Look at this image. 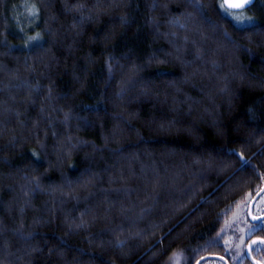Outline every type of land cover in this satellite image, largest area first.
<instances>
[{
	"label": "trees",
	"instance_id": "trees-1",
	"mask_svg": "<svg viewBox=\"0 0 264 264\" xmlns=\"http://www.w3.org/2000/svg\"><path fill=\"white\" fill-rule=\"evenodd\" d=\"M24 1L42 35L30 48L15 34ZM244 13L0 0V264H246L264 186V0Z\"/></svg>",
	"mask_w": 264,
	"mask_h": 264
},
{
	"label": "rangeland",
	"instance_id": "rangeland-1",
	"mask_svg": "<svg viewBox=\"0 0 264 264\" xmlns=\"http://www.w3.org/2000/svg\"><path fill=\"white\" fill-rule=\"evenodd\" d=\"M28 4V5H31L33 3H31L30 1H24L21 5L22 7V13L23 14V18L25 20V23L24 24V29H23V32L20 31V29L18 28H15V34L18 35L20 38L28 41V37L30 36H35L37 33L35 31V27H33L34 23H35V20L36 18H32L28 15V12H27V9L25 7V4ZM225 12L226 14L229 16V18H231L236 24L238 25H246V24H249L251 22V20H245L243 23H238L235 19H233V16L234 15H240V13L238 11H229V10H226L225 9ZM244 16H247L245 13H244V10H243V13H242ZM38 16V15H37ZM248 17V16H247ZM27 23V24H26ZM41 38L37 41H32L28 47H24V48H30L36 44H39L42 40V35L40 36ZM237 218L239 219L237 222H234L233 221V230H235V228L239 225V222L240 220H243L242 218V215L241 213L237 216ZM244 225H245V222H244ZM241 231H244V229H242ZM244 234V232L242 233V235ZM229 246H228V249H229V252L231 254H235L237 256V253L239 251V244H240V237H238L237 233H236V236L234 235V237H231V240L229 242Z\"/></svg>",
	"mask_w": 264,
	"mask_h": 264
},
{
	"label": "flooded vegetation",
	"instance_id": "flooded-vegetation-1",
	"mask_svg": "<svg viewBox=\"0 0 264 264\" xmlns=\"http://www.w3.org/2000/svg\"><path fill=\"white\" fill-rule=\"evenodd\" d=\"M259 197L257 198L258 201L256 200L253 206V214L255 216L264 215V193L261 194ZM248 222H249L248 225H246V227L244 228V231H242V233L244 232L243 235H245L243 237L246 239L244 242V252L242 255H243V258L246 260L245 261L246 264H255L248 260L246 256V246H247V243L251 239L261 238L264 240V219L258 222H250L248 219ZM252 224H256V227L249 230V227ZM256 245H259L261 247H258ZM263 248H264V244L262 243H255L250 248V253H251L252 258L254 259L255 262H258L260 264H264V249Z\"/></svg>",
	"mask_w": 264,
	"mask_h": 264
},
{
	"label": "snow or ice",
	"instance_id": "snow-or-ice-1",
	"mask_svg": "<svg viewBox=\"0 0 264 264\" xmlns=\"http://www.w3.org/2000/svg\"><path fill=\"white\" fill-rule=\"evenodd\" d=\"M251 2H252V0H223L224 5H226L228 9H230V10H236V11H238L240 13V15H234L233 16V19H235L238 23H243L245 20H251L252 19V17H247V16H244L242 14L243 13V10H245L247 8V6L249 4H251ZM25 7H26L27 12H28V15L30 17H32V18H36L37 17V15H38V8H37V6L34 3L31 4V5H28L26 3L25 4ZM20 31L23 32V28H21ZM40 38L41 37H40V34L39 33H37L35 36L28 37V41L25 43L24 46L25 47H28L29 44L32 41H37ZM34 155H35V153H34ZM241 159H243V157H241ZM253 219L254 220H258L257 217H253ZM255 227H256V224H252V225H250L249 230H251V229H253ZM252 243L255 244L256 241H253ZM261 243H264V241H261Z\"/></svg>",
	"mask_w": 264,
	"mask_h": 264
},
{
	"label": "water",
	"instance_id": "water-1",
	"mask_svg": "<svg viewBox=\"0 0 264 264\" xmlns=\"http://www.w3.org/2000/svg\"><path fill=\"white\" fill-rule=\"evenodd\" d=\"M255 2V0H252L251 4H249L247 6V8H249L250 6L253 5V3ZM222 5L223 7L226 9V10H229V11H236V10H230L227 8L226 5H224L223 3V0H222ZM246 8V9H247ZM264 193V186L259 189V191L252 197V199L250 200L249 204H248V207H247V216H248V219L250 222H258L262 219H264V215H261V216H255L253 214V206H254V203L255 201L257 200V198ZM253 217H257L258 220H254ZM253 241H256V243H261V241H264L263 239L261 238H254V239H251L248 243H247V246H246V256L248 258L249 261H251L252 263H255V264H260L258 262H255L254 259L252 258L251 256V253H250V248L251 246L253 245ZM264 244V243H262ZM222 258V259H221ZM208 259H218L220 261H222L224 264H229V262L227 261V259H225L224 257L222 256H219V255H205V256H202L200 257L194 264H200L202 261H205V260H208Z\"/></svg>",
	"mask_w": 264,
	"mask_h": 264
}]
</instances>
